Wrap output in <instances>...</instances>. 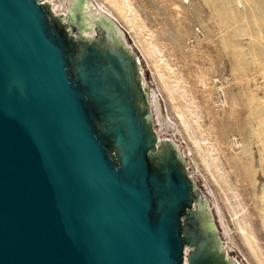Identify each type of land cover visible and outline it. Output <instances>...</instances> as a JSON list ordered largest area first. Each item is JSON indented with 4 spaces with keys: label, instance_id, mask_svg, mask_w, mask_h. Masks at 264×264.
<instances>
[{
    "label": "water",
    "instance_id": "95a60500",
    "mask_svg": "<svg viewBox=\"0 0 264 264\" xmlns=\"http://www.w3.org/2000/svg\"><path fill=\"white\" fill-rule=\"evenodd\" d=\"M188 155L95 0H0V264H246Z\"/></svg>",
    "mask_w": 264,
    "mask_h": 264
},
{
    "label": "rangeland",
    "instance_id": "374dc122",
    "mask_svg": "<svg viewBox=\"0 0 264 264\" xmlns=\"http://www.w3.org/2000/svg\"><path fill=\"white\" fill-rule=\"evenodd\" d=\"M98 1L139 49L227 240L246 264H264V0ZM206 146L220 159L210 169Z\"/></svg>",
    "mask_w": 264,
    "mask_h": 264
},
{
    "label": "bare ground",
    "instance_id": "6f19581e",
    "mask_svg": "<svg viewBox=\"0 0 264 264\" xmlns=\"http://www.w3.org/2000/svg\"><path fill=\"white\" fill-rule=\"evenodd\" d=\"M118 24H119V26L127 33V35H128V30L126 29L127 27L126 26H123L119 21V19L117 18V16H115V14L113 13V12H111V10H109L106 6H104L103 4H101L98 0H95ZM190 0H186V2H189ZM129 36V35H128ZM130 38V37H129ZM132 41V40H131ZM133 42V41H132ZM134 44V43H133ZM135 45V44H134ZM135 47L137 48V46L135 45ZM138 49V48H137ZM158 49V48H157ZM139 50V49H138ZM156 51V50H155ZM140 53V52H139ZM159 59V58H158ZM162 59V58H161ZM180 116L182 117V120H183V123H184V125H185V127H186V129H188V130H193V126H192V124H191V120H189L185 115H184V113L183 114H180ZM194 139H195V142L197 143V144H199L200 143V139H198V137L197 136H195L194 137ZM203 140V139H202ZM206 148L208 149V150H205L206 152L208 151V154H204V156H203V159H204V162H205V164H206V166L208 167V169H210L209 167H211L213 164H214V162L216 161V160H218L219 158L218 157H212L211 156V154L213 153V149H211V148H208L207 146H206ZM215 148V147H214ZM219 154V153H218ZM210 158V159H209ZM218 158V159H217ZM220 160V159H219ZM218 166V165H217ZM241 228V230H242V232L245 234V236H246V238L248 239V242L249 243H251L252 241H251V239L252 238H255V236L254 235H252L251 233L249 234V232L247 231V229L245 228V227H243V226H241L240 227ZM256 240V239H255ZM252 247V246H251ZM255 251V250H254Z\"/></svg>",
    "mask_w": 264,
    "mask_h": 264
}]
</instances>
